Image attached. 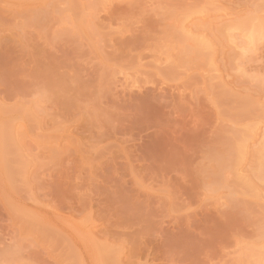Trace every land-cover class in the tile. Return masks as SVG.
Instances as JSON below:
<instances>
[{
  "label": "rangeland",
  "instance_id": "1",
  "mask_svg": "<svg viewBox=\"0 0 264 264\" xmlns=\"http://www.w3.org/2000/svg\"><path fill=\"white\" fill-rule=\"evenodd\" d=\"M257 127L264 0H0V264H262Z\"/></svg>",
  "mask_w": 264,
  "mask_h": 264
},
{
  "label": "bare ground",
  "instance_id": "2",
  "mask_svg": "<svg viewBox=\"0 0 264 264\" xmlns=\"http://www.w3.org/2000/svg\"><path fill=\"white\" fill-rule=\"evenodd\" d=\"M228 15L227 14H222L221 15V17H227ZM201 18H206L207 16L206 15H204V14H202L201 16H200ZM201 27H203V26H201ZM201 27H199L200 29H201ZM185 28H186V26L185 25H182L181 26V29H183L184 31H185V33H186V35H188L189 37H190V39L192 40V42H195V43H197L198 45H200V46H203L204 45V42H203V36H204V31H205V29H201V30H199L198 31V33L197 34H194L193 33V31L192 30H185ZM234 25L233 24H229V25H227V28H226V30H234ZM236 29V28H235ZM253 31V30H252ZM252 33V32H251ZM250 33V34H251ZM253 33H255V31L253 32ZM252 33V35L254 36V34ZM258 34V33H257ZM251 35V37L249 36V34H248V36H249V38H248V36L246 37L247 38V40H248V42L247 41H245V43H249V42H251L250 40L251 39H254V37ZM228 36L230 37V39H232L233 37H235V35L233 34V33H231V34H228ZM245 38V39H246ZM232 40H236V38L235 39H232ZM234 41H232V43H235ZM251 44V43H250ZM249 44V45H250ZM248 45V44H247ZM244 49H246V48H244ZM243 50V49H242ZM15 127V126H14ZM252 141H253V143H258V142H260V145H262V147H263V145H264V128H261V127H257L255 130H254V135H253V138H252ZM254 145V144H253ZM243 147H245L246 148V145L244 146L243 145ZM262 264H264V262H262Z\"/></svg>",
  "mask_w": 264,
  "mask_h": 264
}]
</instances>
